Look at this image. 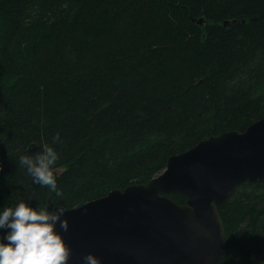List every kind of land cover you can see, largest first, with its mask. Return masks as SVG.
Returning <instances> with one entry per match:
<instances>
[{"label": "trees", "instance_id": "16d2710c", "mask_svg": "<svg viewBox=\"0 0 264 264\" xmlns=\"http://www.w3.org/2000/svg\"><path fill=\"white\" fill-rule=\"evenodd\" d=\"M263 117L264 0H0V206L78 207ZM45 144L59 197L17 163ZM218 210L216 264L264 260L261 184Z\"/></svg>", "mask_w": 264, "mask_h": 264}, {"label": "water", "instance_id": "95a60500", "mask_svg": "<svg viewBox=\"0 0 264 264\" xmlns=\"http://www.w3.org/2000/svg\"><path fill=\"white\" fill-rule=\"evenodd\" d=\"M246 182L264 189V117L170 156L146 183L66 209L68 230H56L71 250L67 264H85L88 253L101 264H216L227 248L218 206Z\"/></svg>", "mask_w": 264, "mask_h": 264}, {"label": "clouds", "instance_id": "9594fccd", "mask_svg": "<svg viewBox=\"0 0 264 264\" xmlns=\"http://www.w3.org/2000/svg\"><path fill=\"white\" fill-rule=\"evenodd\" d=\"M52 139L53 143L62 142L58 132ZM41 149L34 156L19 155L17 163L31 176L33 183L59 197L61 190L54 168L60 156L49 144ZM65 211L63 206L50 210L48 204L33 207L25 200L0 206V229H7L0 235V264H67L71 250L56 230L57 224L64 231L68 230ZM83 260L85 264H101L100 258L93 253L85 255Z\"/></svg>", "mask_w": 264, "mask_h": 264}, {"label": "rangeland", "instance_id": "374dc122", "mask_svg": "<svg viewBox=\"0 0 264 264\" xmlns=\"http://www.w3.org/2000/svg\"><path fill=\"white\" fill-rule=\"evenodd\" d=\"M253 257H255V259H253ZM238 260L239 259H236L235 264L239 262ZM261 261H264V260H261L258 257L253 255V256L249 257L248 264H260ZM225 264H231L230 259L226 260Z\"/></svg>", "mask_w": 264, "mask_h": 264}]
</instances>
